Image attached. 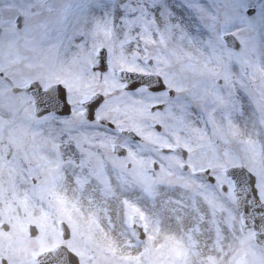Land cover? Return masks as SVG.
<instances>
[{
  "label": "rangeland",
  "instance_id": "rangeland-1",
  "mask_svg": "<svg viewBox=\"0 0 264 264\" xmlns=\"http://www.w3.org/2000/svg\"><path fill=\"white\" fill-rule=\"evenodd\" d=\"M248 7L255 8L250 16ZM177 10L186 12L198 35L183 27ZM17 14L25 18L22 29ZM0 15V233L10 236L8 252L0 255L7 264H35L36 251L58 243L80 264H234L242 252L249 264H264L251 234L240 235L233 215L223 214L227 203L214 201V191L192 174L183 175L178 157L159 151L174 143L185 147L191 171L257 156L264 125V0H0ZM225 32L239 39V52L223 43ZM192 43L196 51L188 48ZM99 46L107 50L105 73L90 67ZM119 69L155 71L176 94L126 90ZM31 80L65 86L72 113L35 117L31 97L10 90ZM96 91L104 95L96 116L113 122L114 130L81 115L80 103ZM158 102L165 108L150 111ZM236 105L249 109L254 125L241 124L255 136L238 131L240 119L228 112ZM121 129L135 131L143 143L129 145ZM117 142L126 157L112 152ZM150 152L160 159L156 171ZM220 180L231 198L229 180ZM136 212L147 230L143 241L129 226ZM60 220L70 228L67 240ZM28 224L38 230L33 237ZM17 251L24 255L12 259Z\"/></svg>",
  "mask_w": 264,
  "mask_h": 264
},
{
  "label": "water",
  "instance_id": "water-1",
  "mask_svg": "<svg viewBox=\"0 0 264 264\" xmlns=\"http://www.w3.org/2000/svg\"><path fill=\"white\" fill-rule=\"evenodd\" d=\"M253 9L247 10L248 14H251ZM24 18L18 15L16 18L17 27L23 26ZM1 33V29H0ZM223 39L228 46L234 47L237 50L240 49V44L237 39L230 33L224 34ZM93 70L99 69L105 71L106 67V52L104 48L97 49L96 57L92 64ZM120 79L126 80L125 88L133 89L139 84H146L151 90H161L164 88V84L161 78L156 74H139L134 72H127L125 70L119 71ZM13 91L25 90L33 95L35 114L41 115L49 110H54L60 114H67L70 112L69 105L65 101L64 90L59 84H53L49 88L42 90L36 81L30 82L23 87H13ZM170 95H173V91H169ZM103 96L95 93L83 103V114L88 118H93L96 107L102 102ZM162 105H154L151 109L161 108ZM106 122L104 119H100ZM130 133V132H127ZM114 150H117L119 154H123L124 150L117 146H114ZM174 150L183 152V158L186 157L185 151L179 147H175ZM229 175L238 173L237 178H233L235 185V194L237 198V204L240 211L241 231L244 232L248 226H252L255 229L254 238L256 241L264 246V206L257 200L255 191L253 188V181L248 178L246 172L241 167H234L227 169ZM134 217L132 225L135 227L137 233L141 236V232L137 231L141 227L139 219ZM137 228V229H136ZM62 235L64 238L68 237L69 231L64 223H61ZM30 235L35 234L36 229L33 225H29ZM37 260L40 264H78L77 258L67 251L64 246H57L53 250L39 254ZM236 264H248L247 255H243L242 258L235 262Z\"/></svg>",
  "mask_w": 264,
  "mask_h": 264
},
{
  "label": "flooded vegetation",
  "instance_id": "flooded-vegetation-1",
  "mask_svg": "<svg viewBox=\"0 0 264 264\" xmlns=\"http://www.w3.org/2000/svg\"><path fill=\"white\" fill-rule=\"evenodd\" d=\"M262 116H263V122H264V108H263V115ZM237 128H238L239 132H241V133L244 132V133H246L249 136H253V135L255 136L256 135L254 133V131H249L247 128L243 127L242 124H238ZM260 131H261V134H262V137H263V145L260 147L259 152L256 154L257 156L252 157L251 159H249L244 164L243 163H240V164L244 165L246 167V169L253 174L254 180H255V187H256L257 194L259 196V199L264 202V125H263V127L260 126ZM128 141H130V140L128 139ZM204 167H201V168H204ZM211 168H210V170H211V173L215 176V180H214L213 183H208L209 186H205V187L208 188V189H212V187H213L218 192L219 189H221L222 185H223V183L221 182L220 178H221V175H223V176L225 175L224 174V169L221 168V169L214 170L213 168L212 169ZM196 180L201 182L204 185L207 184V182L203 181L202 179L196 178ZM212 191H213V189H212ZM215 198L216 199H214V201H218V200L221 199L219 194ZM204 205H206V203H204ZM226 207L228 209L225 208V210L223 211V214H225L228 211V212L231 213V215H233V218H234L235 214H236V208L234 206L233 201L229 200L227 202V206ZM233 224H234V222H233ZM8 230H9V228L6 230V232H8ZM9 238H10V236L8 235V233H6V234H4V232L0 233V242H2L1 243L2 247H0V250H3V251H7L8 250V247L5 244L7 243ZM23 255L24 254L22 252L19 253L17 251L16 253H14L12 255L11 258L12 259H16L15 256H18L17 259H21V257ZM0 262L4 263V264H7L8 263V258H6L3 255H0Z\"/></svg>",
  "mask_w": 264,
  "mask_h": 264
},
{
  "label": "bare ground",
  "instance_id": "bare-ground-1",
  "mask_svg": "<svg viewBox=\"0 0 264 264\" xmlns=\"http://www.w3.org/2000/svg\"><path fill=\"white\" fill-rule=\"evenodd\" d=\"M177 13L179 15V20H180V23L183 25V27H185L186 29L190 28L191 27V30H192V20L189 16L186 15V12H182V11H178L177 10ZM191 33L196 36L198 35V31H195V30H192ZM196 37H194L193 39H195ZM196 45L194 43H192V45H188V48L191 50V51H196L195 49ZM259 50H262L261 49V46L258 45V48H257V51L259 52ZM229 98H232V99H229L231 101L234 102V99H235V95L234 94H229L228 95ZM229 114L230 115H234V116H237L239 119H240V124L245 122L251 126H253V121L251 119V115L249 114V110L248 108L245 106V105H238L237 108L235 106V110H228ZM83 199H85V196L83 195L82 196ZM111 206H108V205H105V213L108 214V216L111 218V215L110 213L112 212L111 209H110ZM204 238H201L200 239V244L202 242Z\"/></svg>",
  "mask_w": 264,
  "mask_h": 264
}]
</instances>
